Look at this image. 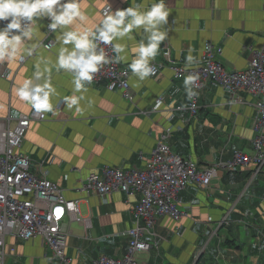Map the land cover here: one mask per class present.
<instances>
[{
    "label": "crops",
    "instance_id": "obj_1",
    "mask_svg": "<svg viewBox=\"0 0 264 264\" xmlns=\"http://www.w3.org/2000/svg\"><path fill=\"white\" fill-rule=\"evenodd\" d=\"M156 2L86 0L84 11L98 24L101 10L108 6L113 12L133 6L144 12ZM165 5L169 15L161 30L166 37L150 59V64L160 66L157 76L140 79L129 68L135 58L131 49L147 43L143 27L113 41L125 46L120 55L126 58L117 61L115 51L114 57L130 72L133 104L103 83H85L81 92L74 91L73 74L56 67L62 30L48 34V17L36 18L42 36L29 42V47H36L24 62H0V68L11 74V79L0 78V119L10 117L9 127L21 114L35 110L19 98L17 88L33 78L38 64L41 72L48 70L34 82L42 84L46 77L56 90L50 97L52 111H38L45 120L31 123L20 151L29 157L33 175L44 172L66 200L78 201V214L85 222L64 219L69 230L66 255L72 264L91 263L100 256L123 257L129 239L121 234L132 227V212L141 198L139 192L88 196L81 188L91 174L105 168L142 169L162 136L172 154L192 159L200 170L231 160L235 152L252 157L253 140L264 136V130L261 134L255 130V98L209 84L194 92L197 109L192 114L187 109L189 80L174 79L170 68V62L178 66L200 62L208 42L222 49L217 60L226 71L245 69L251 54L264 46V0H165ZM48 41L50 50L44 48ZM72 95L83 99L69 108L65 98ZM252 169L219 167L205 189L186 186L176 198L183 217L158 218L153 235L144 237L150 250L136 254V259L143 264H264V167L257 174ZM225 218L227 223L220 225ZM4 251L2 264H56L40 239L23 242L6 237Z\"/></svg>",
    "mask_w": 264,
    "mask_h": 264
},
{
    "label": "built area",
    "instance_id": "obj_2",
    "mask_svg": "<svg viewBox=\"0 0 264 264\" xmlns=\"http://www.w3.org/2000/svg\"><path fill=\"white\" fill-rule=\"evenodd\" d=\"M107 11L108 7L102 9L101 17ZM7 23L8 21H0V28ZM50 23L46 27L48 34L52 32L48 27ZM51 47L52 41L44 45L46 50ZM99 47L104 48L109 62L100 65L99 70L93 74V80L85 83L89 86L103 83L108 91H118L123 99L133 104L130 72L117 65L111 44H100ZM201 54V61L197 64L178 66L170 62L174 79L186 77L189 80L191 93L187 109L195 114L197 105L194 92L209 84H218L232 95L244 91L255 98V130L261 134L264 130V46L251 54L245 69L233 72L226 71L217 60L222 56L221 48L207 42ZM168 55L166 51L164 57L167 58ZM24 61L25 58L20 60ZM150 66L153 72L148 77L157 76L160 66ZM0 78L11 79V74L0 68ZM155 103L160 104L161 100L157 99ZM174 109L179 111L181 107ZM44 120L45 115L37 110L18 116L13 128L9 127L10 117L0 119V264L4 261L6 237L23 242L40 239L52 251L57 264H72V259L66 255L69 230L64 219L67 217L71 221L85 222L78 214V201L66 200L62 189L51 182L44 172L38 176L33 175L30 172L29 157L20 151L31 123ZM164 139L165 136H162L157 141L151 157L142 169L105 168L91 174L82 184L81 192L88 196L95 194L105 198L116 192L141 194L132 212V227L121 234L129 239L127 252L123 257L111 259L100 256L91 263L82 264H143L136 259V254L150 250L151 244L144 237L153 235L156 220L169 217L178 221L183 217L176 201L181 190L192 184L205 189L219 167L226 170L252 167L254 174L264 167L262 134L253 140L255 153L252 157L235 152L231 160L218 166H210L206 170L198 169L197 163L190 158L184 159L172 154ZM226 223L225 218L220 225Z\"/></svg>",
    "mask_w": 264,
    "mask_h": 264
},
{
    "label": "clouds",
    "instance_id": "obj_3",
    "mask_svg": "<svg viewBox=\"0 0 264 264\" xmlns=\"http://www.w3.org/2000/svg\"><path fill=\"white\" fill-rule=\"evenodd\" d=\"M87 7L86 0H0V21H8L0 28V62H18L25 55H31L36 45L29 47V42L38 34L42 36L36 26V18L48 17L51 21L49 29L62 30L57 37L61 47L56 67L73 74L75 92H81L85 82L93 80V74L99 70V66L109 62L104 48L99 45L111 44L118 54L116 60H124L126 57L120 54L124 53L125 46L113 44V41L129 36L134 29L140 27L148 33L147 43L140 42L131 49L135 58L129 68L140 79L151 75L153 68L150 66V59L158 54L160 42L166 37V32L161 30L169 15L165 0H157L144 12L138 6L113 12L108 6V11L99 19L98 24L90 21L84 11ZM67 26L72 28L64 31ZM69 44L72 45L71 48L66 47ZM187 59L191 62L193 58L189 55ZM47 70L45 68L44 72ZM44 72L39 70L38 64L33 78L23 80L17 88V95L21 100L31 103L37 111H52L50 97L56 90L50 79L45 77L42 84L34 82L40 81ZM81 99L82 96L72 95L66 97L65 101L71 108L78 106Z\"/></svg>",
    "mask_w": 264,
    "mask_h": 264
},
{
    "label": "bare ground",
    "instance_id": "obj_4",
    "mask_svg": "<svg viewBox=\"0 0 264 264\" xmlns=\"http://www.w3.org/2000/svg\"><path fill=\"white\" fill-rule=\"evenodd\" d=\"M102 18V17H101ZM56 264H57V262H56Z\"/></svg>",
    "mask_w": 264,
    "mask_h": 264
}]
</instances>
